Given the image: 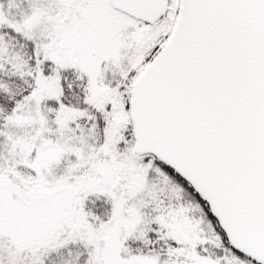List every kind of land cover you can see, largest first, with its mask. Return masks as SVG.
Instances as JSON below:
<instances>
[{
  "label": "snow or ice",
  "instance_id": "snow-or-ice-1",
  "mask_svg": "<svg viewBox=\"0 0 264 264\" xmlns=\"http://www.w3.org/2000/svg\"><path fill=\"white\" fill-rule=\"evenodd\" d=\"M0 264H264V0H0Z\"/></svg>",
  "mask_w": 264,
  "mask_h": 264
}]
</instances>
